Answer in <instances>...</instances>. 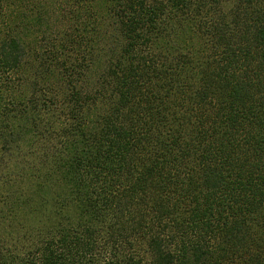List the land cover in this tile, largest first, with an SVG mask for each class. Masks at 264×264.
<instances>
[{
	"label": "trees",
	"instance_id": "16d2710c",
	"mask_svg": "<svg viewBox=\"0 0 264 264\" xmlns=\"http://www.w3.org/2000/svg\"><path fill=\"white\" fill-rule=\"evenodd\" d=\"M0 264H264V0H0Z\"/></svg>",
	"mask_w": 264,
	"mask_h": 264
}]
</instances>
